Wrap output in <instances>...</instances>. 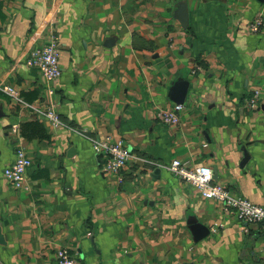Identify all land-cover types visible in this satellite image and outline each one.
Masks as SVG:
<instances>
[{
    "label": "crops",
    "instance_id": "crops-1",
    "mask_svg": "<svg viewBox=\"0 0 264 264\" xmlns=\"http://www.w3.org/2000/svg\"><path fill=\"white\" fill-rule=\"evenodd\" d=\"M263 6L0 0V86L42 100L47 81L27 58L55 33L62 75L53 98L63 121L54 127L0 88V264H57L62 246L82 264H264L263 223L243 222L166 167L175 158L203 163L264 206V26L249 27ZM184 7L187 25L176 17ZM187 82L181 121L167 123L158 113ZM34 121L46 137L22 134ZM107 135L132 152L120 176L104 173L93 149ZM20 146L33 164L16 188L4 169ZM191 218L209 228L201 240Z\"/></svg>",
    "mask_w": 264,
    "mask_h": 264
},
{
    "label": "built area",
    "instance_id": "built-area-1",
    "mask_svg": "<svg viewBox=\"0 0 264 264\" xmlns=\"http://www.w3.org/2000/svg\"><path fill=\"white\" fill-rule=\"evenodd\" d=\"M264 26V6L263 10L249 23L253 32H260ZM59 38L55 33L50 34L45 43L33 48L27 58V65L35 68L47 81L46 95L39 102L26 100L14 87L10 85L0 86L13 98L25 107L32 108L38 117L50 122L54 127L63 125L60 113L57 111V100L55 98V87L53 82L62 75L60 66ZM260 93L256 91L250 99V107H255L259 101ZM54 97V98H53ZM185 103H174L172 106L160 111L158 117L167 123H179L181 121V111ZM18 131L19 126H14ZM123 139H114L107 135L93 139V149L97 154L104 156L102 165L104 173L120 176L122 170L132 159V152ZM33 164L32 157L27 153L24 146H20L16 151V158L13 163L6 166L4 175L16 188L26 186L27 171ZM166 167L179 176L181 179L192 185L204 198L215 199L224 204L227 211H233L237 216L248 224H264V206L252 202L250 199L232 193L226 186L218 183L214 179V171L211 167L198 163L188 166L181 159H173ZM57 264H82L73 255L68 246L58 248L56 252Z\"/></svg>",
    "mask_w": 264,
    "mask_h": 264
},
{
    "label": "water",
    "instance_id": "water-1",
    "mask_svg": "<svg viewBox=\"0 0 264 264\" xmlns=\"http://www.w3.org/2000/svg\"><path fill=\"white\" fill-rule=\"evenodd\" d=\"M176 17H178L184 25H187L189 22V14H188V11L185 9V7H184V10H181L179 11V13L176 14ZM187 85H188V82L185 84H182L180 90L178 91L179 93L178 98L175 99L176 103H185ZM248 159H249V155L246 153L242 164L245 165L248 162ZM189 225H190L191 232L193 233L194 238L197 241L201 240L202 238H204L206 235L209 234V228L206 225L199 222L196 218H191L189 220ZM4 242H5V239L0 235V243H4Z\"/></svg>",
    "mask_w": 264,
    "mask_h": 264
},
{
    "label": "trees",
    "instance_id": "trees-1",
    "mask_svg": "<svg viewBox=\"0 0 264 264\" xmlns=\"http://www.w3.org/2000/svg\"><path fill=\"white\" fill-rule=\"evenodd\" d=\"M25 126L27 127L25 129ZM22 134L28 136L30 135L31 137L33 136H42V137H46L47 133L45 132V129L36 121L32 122V123H25L22 126Z\"/></svg>",
    "mask_w": 264,
    "mask_h": 264
}]
</instances>
